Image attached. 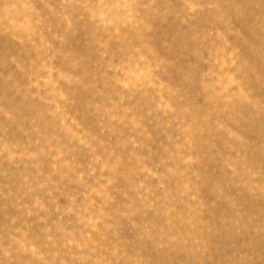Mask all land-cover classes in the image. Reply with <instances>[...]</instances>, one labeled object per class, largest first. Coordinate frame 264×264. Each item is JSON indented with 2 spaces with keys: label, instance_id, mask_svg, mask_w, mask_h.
<instances>
[{
  "label": "rangeland",
  "instance_id": "obj_1",
  "mask_svg": "<svg viewBox=\"0 0 264 264\" xmlns=\"http://www.w3.org/2000/svg\"><path fill=\"white\" fill-rule=\"evenodd\" d=\"M0 264H264V0H0Z\"/></svg>",
  "mask_w": 264,
  "mask_h": 264
}]
</instances>
